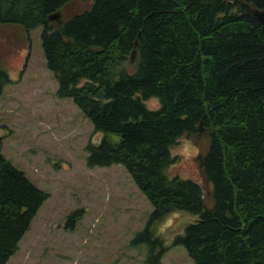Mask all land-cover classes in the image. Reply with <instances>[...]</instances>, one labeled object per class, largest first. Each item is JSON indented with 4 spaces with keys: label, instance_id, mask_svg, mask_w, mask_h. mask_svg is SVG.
Segmentation results:
<instances>
[{
    "label": "trees",
    "instance_id": "1",
    "mask_svg": "<svg viewBox=\"0 0 264 264\" xmlns=\"http://www.w3.org/2000/svg\"><path fill=\"white\" fill-rule=\"evenodd\" d=\"M254 7L264 0H0V91L10 79L1 51L28 46L40 23L55 93L101 132L86 164L121 163L151 203L130 237L147 263L167 246L152 222L186 209L196 217L171 241L195 264H264V24ZM199 121L207 142L194 157L207 186L171 168V147ZM47 194L0 150V264Z\"/></svg>",
    "mask_w": 264,
    "mask_h": 264
},
{
    "label": "rangeland",
    "instance_id": "2",
    "mask_svg": "<svg viewBox=\"0 0 264 264\" xmlns=\"http://www.w3.org/2000/svg\"><path fill=\"white\" fill-rule=\"evenodd\" d=\"M9 29L23 38L21 28ZM40 30V23L28 28V46L1 51L10 79L0 91V150L48 191L4 264H150L145 244L130 237L144 224L151 203L121 163L86 164V144L97 142L101 132L70 96L55 93ZM134 61H126L127 70ZM206 142L203 127L180 136L171 147L178 155L172 170L198 176L207 186L194 157ZM195 217L171 209L152 222L167 245L158 264H195L182 244L171 241Z\"/></svg>",
    "mask_w": 264,
    "mask_h": 264
},
{
    "label": "water",
    "instance_id": "3",
    "mask_svg": "<svg viewBox=\"0 0 264 264\" xmlns=\"http://www.w3.org/2000/svg\"><path fill=\"white\" fill-rule=\"evenodd\" d=\"M254 14L256 15L257 18H259V20L264 24V10L258 7H254L253 8ZM60 15L59 10H53L50 13H48V18L54 17V18H58ZM136 57V49L134 47H131L128 54H127V58L126 61H130V60H135ZM202 126L200 124V121L197 124V129H201Z\"/></svg>",
    "mask_w": 264,
    "mask_h": 264
}]
</instances>
